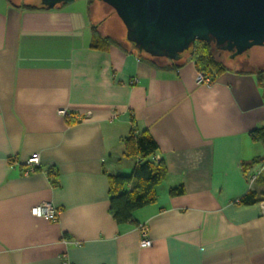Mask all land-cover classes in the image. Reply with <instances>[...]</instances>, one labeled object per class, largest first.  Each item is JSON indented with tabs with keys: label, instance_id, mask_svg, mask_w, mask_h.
<instances>
[{
	"label": "crops",
	"instance_id": "0c3cea01",
	"mask_svg": "<svg viewBox=\"0 0 264 264\" xmlns=\"http://www.w3.org/2000/svg\"><path fill=\"white\" fill-rule=\"evenodd\" d=\"M88 2L0 0V264H264V214L239 204L264 192L251 183L264 161L243 171L264 159L249 136L264 126V47L249 50L250 69L200 85L192 60L93 49L95 27L112 33ZM132 128L154 138L167 176L156 202L119 225L108 176L134 170L123 148ZM32 154L39 166L26 175ZM42 203L60 210L56 221L31 214Z\"/></svg>",
	"mask_w": 264,
	"mask_h": 264
},
{
	"label": "water",
	"instance_id": "95a60500",
	"mask_svg": "<svg viewBox=\"0 0 264 264\" xmlns=\"http://www.w3.org/2000/svg\"><path fill=\"white\" fill-rule=\"evenodd\" d=\"M75 0H41L55 9ZM139 52L176 62L197 41L240 55L264 47V0H99Z\"/></svg>",
	"mask_w": 264,
	"mask_h": 264
},
{
	"label": "trees",
	"instance_id": "16d2710c",
	"mask_svg": "<svg viewBox=\"0 0 264 264\" xmlns=\"http://www.w3.org/2000/svg\"><path fill=\"white\" fill-rule=\"evenodd\" d=\"M92 2L93 0H89L88 5H91ZM25 7L31 10H50V8L44 7L41 4L39 6L26 5ZM94 32L95 35L91 44L93 49L106 50L110 46L115 45L123 50H130L139 56H143L149 63H153L155 59H158L144 52H139L134 44L127 40H124L122 43L116 38L100 36L97 27L94 28ZM217 51L220 52L214 44L197 41L188 52H185L181 56L179 61L170 62L173 67L179 68L192 60L198 72L209 76L215 81L222 73L229 70L222 62L217 60L215 55ZM257 76L259 81H263L264 70L260 71ZM68 123L72 124V120H68ZM249 136L252 141L260 142L264 146V126L251 131ZM123 148L124 156L135 159L136 166L130 175L115 174L108 176L110 211L114 220L119 225L130 222L134 212L138 209L156 202L157 187L167 176L165 163L152 159L158 151V144L146 130L136 132L132 128L128 137L123 139ZM263 161L264 159L260 157L254 158L243 166L244 173H248L250 168L263 163ZM254 183L264 187V171L256 176ZM183 193V186L172 188L169 191V195L172 197L182 195ZM262 199H264V192L260 194L256 190H250L239 199V204L241 206L256 205Z\"/></svg>",
	"mask_w": 264,
	"mask_h": 264
},
{
	"label": "rangeland",
	"instance_id": "374dc122",
	"mask_svg": "<svg viewBox=\"0 0 264 264\" xmlns=\"http://www.w3.org/2000/svg\"><path fill=\"white\" fill-rule=\"evenodd\" d=\"M16 3H20L21 0H13ZM27 2H32V3H41V0H26ZM94 2V0H93ZM92 2V3H93ZM96 5L94 6V12L95 16L98 20L100 18H103V21L106 22V29H108V34L112 33L109 35V37L116 38L117 40L121 41L122 43L124 40H126V28L123 25L122 21L118 19L117 15H115L114 11L112 9H109L110 7L103 3L102 1L95 0ZM111 10V13L109 11ZM99 33V31H98ZM250 51H247L243 54L240 55H233L232 53L228 51H221L216 52V58L218 61L222 62L228 69H250V64H249V53ZM165 61H168L166 58H161Z\"/></svg>",
	"mask_w": 264,
	"mask_h": 264
},
{
	"label": "built area",
	"instance_id": "2783aa9c",
	"mask_svg": "<svg viewBox=\"0 0 264 264\" xmlns=\"http://www.w3.org/2000/svg\"><path fill=\"white\" fill-rule=\"evenodd\" d=\"M196 82L200 85H211L214 81L209 76L204 75L201 72L197 73ZM60 114L68 116L66 110H60ZM39 154H32L26 162L27 169L25 170L24 174L28 175L35 171V169L39 166ZM256 177H252L251 183L253 184ZM259 207L261 212L264 214V199H262L259 203ZM60 210L56 208L51 203H42L40 205L34 206L31 209V214L36 217H42L49 221H56ZM141 230V239H140V246L141 248H149L153 245L152 239L149 238L147 234V230L144 226L140 227ZM62 264H67L63 262Z\"/></svg>",
	"mask_w": 264,
	"mask_h": 264
}]
</instances>
